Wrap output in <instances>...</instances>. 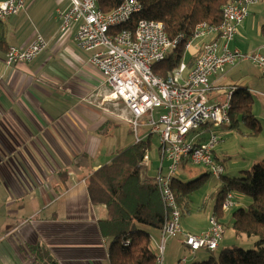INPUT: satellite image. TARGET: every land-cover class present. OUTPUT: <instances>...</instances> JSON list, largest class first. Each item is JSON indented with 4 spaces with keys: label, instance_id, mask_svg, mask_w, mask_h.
Wrapping results in <instances>:
<instances>
[{
    "label": "crops",
    "instance_id": "obj_1",
    "mask_svg": "<svg viewBox=\"0 0 264 264\" xmlns=\"http://www.w3.org/2000/svg\"><path fill=\"white\" fill-rule=\"evenodd\" d=\"M69 6V0L68 4L67 0H24L18 14L0 22L6 44L0 49V264H110L109 241L101 237L99 229L106 210L91 204L86 180L126 149L123 144L128 148L137 142L132 130L133 141L126 137L123 143L119 139L110 143L112 129L118 127L114 122L130 115L125 109L113 113L101 106L108 90L101 73L89 63V52L74 40L77 25L60 30L57 15ZM263 25L260 0L237 28L229 49L241 54L264 49ZM37 35L46 41L42 53L29 63L7 67L6 49H23ZM238 36L244 41L238 42ZM196 53L193 46L186 61ZM241 61L247 60L226 65L210 77V100L224 102L232 89L248 90L243 85L251 83L248 76L235 81ZM90 96L95 99L89 100ZM199 133V139L205 141L210 129ZM150 136L141 140L150 142ZM149 150L144 165L152 175L147 179H154L161 158L159 147L157 160L150 157ZM166 166L161 165L163 173ZM244 199L236 198L234 207L247 205ZM187 214L191 217L190 209ZM223 216L219 222L224 227ZM209 217L189 226L180 222L182 234L166 242L162 264H178L183 258L186 264L207 260L206 251L186 249L183 235L204 233ZM145 229L157 255L160 230ZM223 240L218 249L227 247H221Z\"/></svg>",
    "mask_w": 264,
    "mask_h": 264
},
{
    "label": "built area",
    "instance_id": "obj_2",
    "mask_svg": "<svg viewBox=\"0 0 264 264\" xmlns=\"http://www.w3.org/2000/svg\"><path fill=\"white\" fill-rule=\"evenodd\" d=\"M69 1V8L59 12L60 30H69L72 23L77 25L74 40L81 50L91 53L89 63L101 73L108 90L100 104L121 102L124 105L130 118L123 119L131 124L137 143L142 141L140 129L144 127L148 128L149 135L158 137L161 164L155 181L166 215L155 257L156 264H162L166 242L182 234L181 211L171 190L180 168L183 165L203 167L216 180L223 175V166L214 158L218 136L210 131L202 141L199 132L204 128L230 126V105L236 90L228 92L224 102L210 100V77L239 60L250 61L264 75V56L229 49L237 28L260 0H232L223 6L222 20L217 27L199 24L188 39L181 34L173 40L166 36L159 22L140 19L132 29L126 28L143 11L138 0H126L109 13L99 10L97 0ZM23 6L24 0L1 3L0 22L18 14ZM193 46L199 57L187 71L186 56ZM178 47L184 50L179 66L165 78L155 76L153 66ZM45 48L46 41L37 35L23 49L10 47L5 65L29 63ZM155 111H158L157 120ZM194 133L197 134L189 138ZM164 161L167 166L163 173ZM147 162L145 154L141 164ZM232 201L228 196L222 209L234 207ZM208 223V229L200 235H183V245L191 253L199 250L214 253L219 248L223 226L214 216L209 217ZM186 263V258L178 262Z\"/></svg>",
    "mask_w": 264,
    "mask_h": 264
},
{
    "label": "trees",
    "instance_id": "obj_3",
    "mask_svg": "<svg viewBox=\"0 0 264 264\" xmlns=\"http://www.w3.org/2000/svg\"><path fill=\"white\" fill-rule=\"evenodd\" d=\"M102 13H109L126 0H97ZM142 5L141 15L129 24L132 29L140 20L159 22L166 36L173 40L179 35L190 37L199 24L217 27L222 20V8L232 0H138ZM1 24V23H0ZM264 32V25L262 26ZM4 34L0 31V49H5ZM8 49H6V52ZM184 50L178 47L164 61L153 66V74L167 77L179 66ZM199 54L187 58L186 67L191 69ZM253 98L246 90H236L230 105V128L243 125L248 129L243 133L257 137L261 133L260 123L252 114ZM149 141H140L118 152L110 163L95 170L86 180L89 200L94 206H102L106 217L99 222L101 237L109 241L110 264H156L150 244L151 237L145 228L159 231L165 221V208L161 202L154 179H142L141 162L149 150ZM208 174L194 182L184 184L175 178L171 190L182 213L189 212L191 195L203 183ZM222 189L212 215L219 219L222 203L230 193L245 196L250 203L245 209H237L232 214V229L238 237L255 239L253 250L226 247L217 256L194 264H264V162L244 172L241 179L222 177ZM128 245L126 246V244Z\"/></svg>",
    "mask_w": 264,
    "mask_h": 264
},
{
    "label": "rangeland",
    "instance_id": "obj_4",
    "mask_svg": "<svg viewBox=\"0 0 264 264\" xmlns=\"http://www.w3.org/2000/svg\"><path fill=\"white\" fill-rule=\"evenodd\" d=\"M261 3L264 4V0H261ZM58 17L59 14L57 15V18ZM58 20L60 19L58 18ZM60 22L61 21H59V24ZM237 38L238 42L242 40L239 36ZM208 40H210V38L203 40L202 42H206ZM215 40H217V38H215ZM258 53L259 55H264V49H256L252 52L247 51L245 54L254 55ZM88 55L91 56V54L89 53ZM241 62H243L242 66L236 70L238 78H236L235 81H237V79L239 80V78H242L244 76H248V78L251 80V83H243V85H245V87L249 90L252 95L254 101L252 106V114L255 119L260 123L262 129L261 133L258 137H248L243 134L248 132V129L245 128L243 125H240L239 128L236 130L231 129L230 126H219L210 128V131L214 132L218 136V138L221 139L219 141V144H217L214 149V156L217 161L223 164V175L219 179L215 180L214 177L210 176L207 173L205 168L199 166H186L185 169L180 171V173L178 172L179 174H177V179L183 182L184 184L196 181L201 176L205 175V173L208 174V176L203 179V183L198 186V188L195 189L191 195V203L189 204L191 217H189L187 213L183 215L181 223L184 226H189L190 223H200V221L202 222L203 218L208 219L210 213L212 214L213 208L218 199L217 193L223 187V181H221L222 177L226 178L227 180L241 179L243 177L244 172L250 171L253 167L260 165L264 162V75L250 61ZM117 103V107H113L112 105L114 103L110 102H106L104 105L109 112L111 111L109 110L111 108L114 110L113 113H118L121 112L122 109H124V105L121 102ZM154 117L157 120L158 111L154 112ZM117 121L119 122H114V124L118 127L112 129L113 139L111 138L112 140H109L110 143H115L114 139H119L120 143H123V140L126 137H129L133 141L131 124L129 122L127 123V121H125L124 119L122 121ZM195 134L197 133L191 134L189 138H191ZM140 135L142 138L144 136H149L148 128H141ZM150 142L151 143L149 147V155L151 158L157 160L159 147L158 137L156 135H151ZM106 143H108V141H106ZM123 146L127 148V145L125 146L123 144ZM163 165L166 166V163H164ZM150 174L151 172H148L146 165H143L140 170L141 177L143 179L151 178L152 175ZM228 196H231V198L233 199V203L236 202V198L238 199L241 197H245L237 193H230L225 197L224 201L227 199ZM245 202L249 204L250 200L245 197L244 203ZM248 204L246 205L241 203L227 210L222 209L224 212L223 223L225 224V226L223 227L224 244H222L221 247H238L245 251L253 250L255 248V239L249 240L244 236H240L241 238L239 236L236 237L231 227L233 212L237 209H245ZM217 220L219 221V219ZM220 250L221 249H217V251H215L214 253H205L203 251L201 252L205 253L207 257L206 259H208L211 255L217 256Z\"/></svg>",
    "mask_w": 264,
    "mask_h": 264
}]
</instances>
